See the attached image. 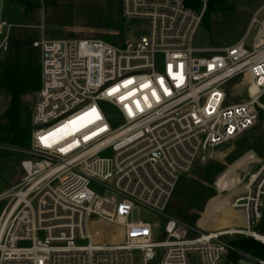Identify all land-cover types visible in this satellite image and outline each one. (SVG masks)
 Returning <instances> with one entry per match:
<instances>
[{
    "label": "built area",
    "instance_id": "2783aa9c",
    "mask_svg": "<svg viewBox=\"0 0 264 264\" xmlns=\"http://www.w3.org/2000/svg\"><path fill=\"white\" fill-rule=\"evenodd\" d=\"M198 1L200 11L184 0H121L123 18L149 23L146 37L121 46L33 44L41 87L20 181L0 194V264H133L136 252L145 263L160 252L159 264H264L234 247L264 245V161L230 202L240 216L228 227L189 238V227L168 217L154 242L149 223L129 222L140 206L163 216L202 154L264 121V5L240 41L200 48L209 0ZM239 76L248 83L227 94Z\"/></svg>",
    "mask_w": 264,
    "mask_h": 264
},
{
    "label": "rangeland",
    "instance_id": "374dc122",
    "mask_svg": "<svg viewBox=\"0 0 264 264\" xmlns=\"http://www.w3.org/2000/svg\"><path fill=\"white\" fill-rule=\"evenodd\" d=\"M106 1L4 0L0 21V62L5 57L9 35L22 34L27 30L37 31L40 40L94 38L108 43L107 40H117L111 37L117 30L105 28L104 17L97 12ZM263 5L264 0H226L225 11L217 14H209L206 5L202 25L194 39L195 47L207 48L211 44L221 47L240 41L248 32L252 16ZM118 24L124 32V40L129 37L140 39L149 32L146 21H129L121 17ZM240 82L247 84L248 78L239 76L227 85L225 92L230 94ZM238 99L246 100L247 97ZM36 100L33 101V108ZM10 102L9 93L0 91V136L3 135L5 114ZM102 105L112 111L110 106ZM117 124L111 123L113 126ZM263 125L264 121L261 120L237 140L202 154L192 170L181 178L163 216L140 206L134 210L129 222L149 223L153 227L154 242L163 241L162 234L168 217L187 225L189 238L232 225L240 213L234 211L230 202L236 197V192L248 183L249 175L257 172L264 161ZM27 150L15 149L8 143L0 142V194L20 181V164ZM227 187L229 191L221 190ZM4 204L0 202V211ZM263 222L264 208L261 224ZM100 226L105 227L101 223ZM257 231L264 234L261 225ZM160 254L158 252L153 261L145 263L142 255L136 252L133 264H159ZM190 258L197 256L192 254ZM219 264L230 263L223 257Z\"/></svg>",
    "mask_w": 264,
    "mask_h": 264
},
{
    "label": "trees",
    "instance_id": "16d2710c",
    "mask_svg": "<svg viewBox=\"0 0 264 264\" xmlns=\"http://www.w3.org/2000/svg\"><path fill=\"white\" fill-rule=\"evenodd\" d=\"M184 2L187 7L195 11H200L202 6L198 0H184ZM225 8L226 0H209L207 3L209 14L222 13ZM97 12L103 15L105 28L117 30V33L111 36L117 40L107 41L116 46L123 45L124 32L120 30L118 24L122 17L121 0H107ZM39 40L40 34L35 30L9 35L5 57L0 62V91H6L11 96L0 142L8 143L15 149L27 150L30 147L33 101L37 98L41 87L40 51L33 45ZM261 223L259 226L261 225L264 230V222ZM234 247L264 258V245L253 239L236 241ZM235 257L236 254L233 253L231 258L235 259Z\"/></svg>",
    "mask_w": 264,
    "mask_h": 264
},
{
    "label": "water",
    "instance_id": "95a60500",
    "mask_svg": "<svg viewBox=\"0 0 264 264\" xmlns=\"http://www.w3.org/2000/svg\"><path fill=\"white\" fill-rule=\"evenodd\" d=\"M3 3H4V0H0V21H1V16H2ZM193 264H197V263L194 261Z\"/></svg>",
    "mask_w": 264,
    "mask_h": 264
},
{
    "label": "bare ground",
    "instance_id": "6f19581e",
    "mask_svg": "<svg viewBox=\"0 0 264 264\" xmlns=\"http://www.w3.org/2000/svg\"><path fill=\"white\" fill-rule=\"evenodd\" d=\"M94 225H97V224H94ZM261 236V235H260ZM259 240H264L262 237H258Z\"/></svg>",
    "mask_w": 264,
    "mask_h": 264
}]
</instances>
